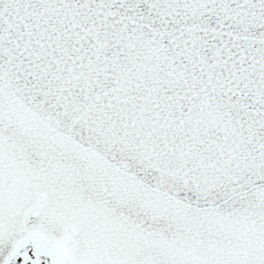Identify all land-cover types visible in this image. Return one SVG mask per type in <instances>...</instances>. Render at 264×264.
Wrapping results in <instances>:
<instances>
[{
    "label": "snow or ice",
    "instance_id": "1",
    "mask_svg": "<svg viewBox=\"0 0 264 264\" xmlns=\"http://www.w3.org/2000/svg\"><path fill=\"white\" fill-rule=\"evenodd\" d=\"M0 264H264V0H0Z\"/></svg>",
    "mask_w": 264,
    "mask_h": 264
}]
</instances>
